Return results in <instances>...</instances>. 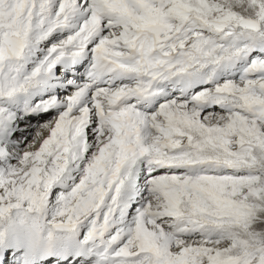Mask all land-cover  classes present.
<instances>
[{"label": "snow or ice", "instance_id": "6c2138e0", "mask_svg": "<svg viewBox=\"0 0 264 264\" xmlns=\"http://www.w3.org/2000/svg\"><path fill=\"white\" fill-rule=\"evenodd\" d=\"M0 264H264V0H0Z\"/></svg>", "mask_w": 264, "mask_h": 264}, {"label": "bare ground", "instance_id": "6f19581e", "mask_svg": "<svg viewBox=\"0 0 264 264\" xmlns=\"http://www.w3.org/2000/svg\"><path fill=\"white\" fill-rule=\"evenodd\" d=\"M50 114V113H49ZM49 114H45V115H42L40 117L41 121H44V120H48L49 119ZM35 122V119L33 118V123ZM23 127V126H22ZM21 135V134H20ZM25 135H27V133H25ZM16 138H19V134L16 136ZM29 139H30V136H29Z\"/></svg>", "mask_w": 264, "mask_h": 264}, {"label": "rangeland", "instance_id": "374dc122", "mask_svg": "<svg viewBox=\"0 0 264 264\" xmlns=\"http://www.w3.org/2000/svg\"><path fill=\"white\" fill-rule=\"evenodd\" d=\"M52 114H54V113H50V114H49V119L51 118V115H52ZM16 135H18V134H16ZM19 135H20V134H19ZM19 137H20V136H19ZM30 139H31V137H30Z\"/></svg>", "mask_w": 264, "mask_h": 264}]
</instances>
